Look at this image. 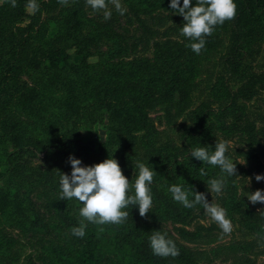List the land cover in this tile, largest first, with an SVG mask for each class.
<instances>
[{
  "label": "trees",
  "instance_id": "trees-1",
  "mask_svg": "<svg viewBox=\"0 0 264 264\" xmlns=\"http://www.w3.org/2000/svg\"><path fill=\"white\" fill-rule=\"evenodd\" d=\"M51 1L35 0L38 4L35 12H28L29 0H16L15 7L11 0L0 1L2 107L8 114L17 111L26 116L19 119L8 115L0 119V181L9 182L15 177L24 179L35 173L31 183L39 180L54 183L58 190L57 215L72 234L71 230L79 227L82 219L79 209L83 205L76 199L60 200V176L62 173L70 176L72 171L69 156L80 159L93 151L95 164L108 158L115 159L130 182L129 195L134 194L132 185L139 169L133 164L134 151L130 147L137 131L145 129L141 136L145 146L152 144L151 135L155 132L152 126L147 127L145 107L157 97L165 100L175 96L184 98V83L191 73L194 53L189 50L183 60H175L170 54H165L167 57L159 65H151L144 59L126 60L121 57L126 51L120 43L121 34L88 16L79 0L62 8L52 23L44 20L42 11ZM125 1L145 6L154 3V0ZM159 2L170 6L171 0ZM234 2L237 6L234 18L237 28L231 35L232 52L236 54L233 63L238 62L235 67L238 65L240 69L247 44L264 40V0ZM180 5H183V0H180ZM228 23L218 26L224 28ZM205 39V46H209L210 36ZM103 40L111 42V46L95 52ZM93 54H97V62L89 61ZM22 74L29 76L31 83L21 80ZM252 81L250 79L249 83ZM220 87L217 84L215 88ZM90 106L103 109L108 114L106 138L96 148L90 137L83 136L73 127L74 121H83L80 112L89 110ZM242 111L234 95L229 94V99L213 113L214 118L201 114L197 127L185 136L184 148L207 147L210 152L214 151L215 145L202 144V140L210 135L211 119L219 129L233 130L236 123H226L225 117L229 114L239 117ZM35 150H40L44 160L53 165L56 177L49 171L34 172L20 162L22 153ZM146 166L155 171L149 187L152 202L162 210L160 216H169L179 223L186 221L192 208L174 201L169 187L182 186L192 200L197 179L210 182L217 179V173L221 171L218 166L204 164L191 154L181 163L175 157L163 156L158 150L153 151ZM201 168L206 175H200ZM6 187V183L0 185V221L24 229L41 228L31 200L26 195L10 194ZM230 201L233 208H238L234 195L230 196ZM124 210L129 212V216L123 224L100 226L85 222L83 238L72 234L66 249L49 246L51 261L55 264H99L101 250L107 247L124 253L131 264L164 262L166 258L152 253L149 242L154 232L160 230L132 220L138 214V206ZM247 213L253 219L264 220V214ZM247 226L263 231L258 222H247ZM101 227L104 229L102 232ZM166 238L174 241L179 250V256L173 259L183 264L194 263L188 248L168 235Z\"/></svg>",
  "mask_w": 264,
  "mask_h": 264
},
{
  "label": "rangeland",
  "instance_id": "rangeland-1",
  "mask_svg": "<svg viewBox=\"0 0 264 264\" xmlns=\"http://www.w3.org/2000/svg\"><path fill=\"white\" fill-rule=\"evenodd\" d=\"M74 1L68 0L67 5H61L58 0H52L42 11L43 19L52 23L56 14ZM79 1L88 16L121 34L120 43L126 48L121 57L126 60L144 59L151 65H159L167 57L165 54H170L175 60H183L191 50L186 46L190 43L189 39L180 35L185 23L183 17L159 0H154L150 6L120 0L126 9L123 15L109 3L111 16L107 20L103 11H93L86 0ZM195 4L196 0H192V6ZM27 10L31 12L28 7ZM235 28L234 19L224 28L216 26L209 46H205L199 55L193 52L192 70L184 83V98L175 96L165 100L157 97L150 102L145 111L147 127L155 129L151 135L152 144L144 145L141 139L144 129L136 132L130 147L134 151V165L138 162L146 165L154 150L183 163L191 154L190 149L184 148L185 136L197 127L201 114L214 118L213 113L229 99V94L234 95L236 103L243 109L239 117L230 114L225 117L226 123H236L237 127L233 130H221L211 119L210 135L202 140L203 145H215L220 141L228 143L225 154L236 163V175L228 177L224 174L226 184L220 195L208 192L209 182L201 178L197 179L195 189V192L204 193L209 203L225 210L226 218L232 223L230 234H224L201 205L192 208L184 223L175 222L169 216H160L162 210L155 202H152V208L145 217H141L138 210L132 218L136 223L155 227L183 244L191 251L193 264H264V220L253 219L247 213L264 214V204H252L247 196L256 190L264 192V180L258 182L255 179L256 175H264V40L247 44L239 69L238 65L235 67L238 62L233 63L236 54L232 52L234 44L231 35ZM110 46L111 42L103 40L94 50L97 52ZM97 60V54L89 57L90 62ZM20 78L31 83L30 77L25 74ZM250 79L253 80L251 83ZM217 84L221 86L219 89L215 88ZM2 106L3 96H0V119L8 115L26 118L17 111L8 114ZM80 118L83 121L73 122L74 129L90 137L96 148L106 138L107 112L90 106L89 110L80 112ZM93 155V151L83 155L79 159L81 166H93L96 162L92 160ZM20 162L34 172L49 171L57 176L53 165L44 160L40 150L22 153ZM221 175L218 171L217 179ZM35 176L34 173L24 179L15 177L9 182L4 181L10 194L26 195L31 200L41 228L24 229L0 221V264H53L48 247L54 245L66 249L70 244L72 234L57 215V187L42 180L31 183ZM4 183L0 181V185ZM231 195L238 201V208L232 207ZM247 222H258L263 231L249 228ZM99 264L131 262L124 253L104 247ZM161 264L183 263L169 256Z\"/></svg>",
  "mask_w": 264,
  "mask_h": 264
},
{
  "label": "clouds",
  "instance_id": "clouds-1",
  "mask_svg": "<svg viewBox=\"0 0 264 264\" xmlns=\"http://www.w3.org/2000/svg\"><path fill=\"white\" fill-rule=\"evenodd\" d=\"M61 5H67L68 0H58ZM12 6H16V0H11ZM93 11H103L104 19L111 16L109 3L115 10L124 14V9L120 0H86ZM27 7L32 11H38V4L35 0H29ZM170 8L175 14L183 17L185 23L181 27L180 35L189 39L190 43L186 45L192 52L199 55L206 44L205 37L211 36L218 25H223L226 21H231L236 16V4L234 0H196L195 6H192V0H171ZM228 148L226 141L216 142L215 150L209 151L207 147H199L191 150V156L204 164L218 166L221 170L220 179H212L208 184V192L220 195L226 184L224 174L228 177L236 175V163H233L226 157ZM71 164V175L63 174L59 179L60 200H78L83 207L79 209L80 220L79 227H74L71 231L76 237L85 236L86 223L95 225L123 224L129 212L124 209L129 206H138L139 215L145 217L152 208V197L149 185L153 181L155 171L149 169L144 163H137L139 169L138 176L135 179L132 189L134 194L129 195L130 182L123 175L118 162L113 158H108L101 163L93 166H81V160L69 156ZM200 175H206L203 168ZM256 181L264 180V175H256ZM174 201L182 204L186 208H194L201 205L206 214L210 216L222 230L224 234H230L232 223L226 218V212L223 208L209 203L204 193L193 192L194 199H189L187 191L180 185H171L168 189ZM248 200L252 204H264V192L256 190L248 194ZM100 231H104L103 227ZM150 248L156 256L175 258L179 256V250L174 241L166 238V234L155 231L149 238Z\"/></svg>",
  "mask_w": 264,
  "mask_h": 264
}]
</instances>
